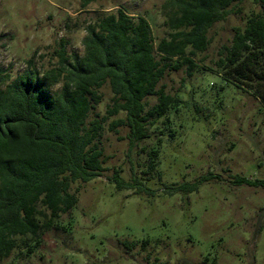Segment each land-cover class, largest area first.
I'll return each mask as SVG.
<instances>
[{
	"label": "rangeland",
	"instance_id": "1",
	"mask_svg": "<svg viewBox=\"0 0 264 264\" xmlns=\"http://www.w3.org/2000/svg\"><path fill=\"white\" fill-rule=\"evenodd\" d=\"M171 2L0 0V67L11 83L28 70L31 58L42 73L59 67L62 45L71 63L84 57L86 27L102 11L143 16L157 45L171 32L165 24ZM260 10L256 0H243L211 29V45L194 57L196 67L167 71L159 88L182 103L131 151L128 128H111L125 113L109 118L97 142L104 154L103 175L74 183L70 192L77 193V206L55 221L32 252L21 246L32 245V237H22L0 264H264V188L231 183L235 176L264 179V104L227 81L216 66L235 30L244 29ZM100 94L89 122L106 117L115 99L109 84ZM148 101L157 103L155 97ZM155 151L157 165L151 169ZM116 171L127 182L137 178L154 195L119 191L111 182ZM209 175L215 178L197 192H164L166 185ZM126 242L137 246L128 248Z\"/></svg>",
	"mask_w": 264,
	"mask_h": 264
},
{
	"label": "trees",
	"instance_id": "2",
	"mask_svg": "<svg viewBox=\"0 0 264 264\" xmlns=\"http://www.w3.org/2000/svg\"><path fill=\"white\" fill-rule=\"evenodd\" d=\"M242 1L172 0L173 11L165 23L171 32L157 45L143 16H130L122 9L102 11L86 27L84 57L71 63L62 45L59 67L42 73L31 58L28 70L11 83L0 67V259L19 248L22 237H32V245L21 244L32 252L31 246H39L55 221L77 206L79 197L70 192L71 186L103 175L104 154L97 142L109 118L125 113L111 128H128L131 151L149 137L158 120L180 106V99L159 88L160 82L167 71L196 67L194 57L211 45V29L226 21ZM256 1L260 12L244 29L235 30L216 66L227 81L253 92L264 104V0ZM60 83L61 91L53 93ZM107 84L115 95L107 116L89 122ZM151 97L157 100L153 106ZM150 156L149 166L155 169L158 152ZM213 178L166 185L164 192L191 194ZM111 182L119 191L137 189L154 195L137 178L127 182L118 171ZM231 183L264 188V179L235 176Z\"/></svg>",
	"mask_w": 264,
	"mask_h": 264
}]
</instances>
